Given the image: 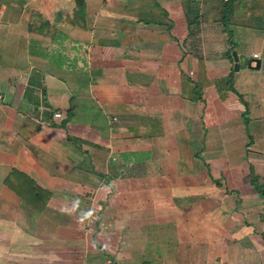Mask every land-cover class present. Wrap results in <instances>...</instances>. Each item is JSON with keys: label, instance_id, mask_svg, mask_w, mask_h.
<instances>
[{"label": "crops", "instance_id": "crops-1", "mask_svg": "<svg viewBox=\"0 0 264 264\" xmlns=\"http://www.w3.org/2000/svg\"><path fill=\"white\" fill-rule=\"evenodd\" d=\"M84 7L0 0V264H264V0Z\"/></svg>", "mask_w": 264, "mask_h": 264}, {"label": "trees", "instance_id": "trees-1", "mask_svg": "<svg viewBox=\"0 0 264 264\" xmlns=\"http://www.w3.org/2000/svg\"><path fill=\"white\" fill-rule=\"evenodd\" d=\"M77 6L80 15L84 16L85 14L84 0H77ZM257 189L259 192H261L264 195V186H259Z\"/></svg>", "mask_w": 264, "mask_h": 264}, {"label": "water", "instance_id": "water-1", "mask_svg": "<svg viewBox=\"0 0 264 264\" xmlns=\"http://www.w3.org/2000/svg\"><path fill=\"white\" fill-rule=\"evenodd\" d=\"M233 56L235 59V70L238 71L239 70V60H238L236 53H234ZM259 67H260V62H257L256 69H258Z\"/></svg>", "mask_w": 264, "mask_h": 264}, {"label": "built area", "instance_id": "built-area-1", "mask_svg": "<svg viewBox=\"0 0 264 264\" xmlns=\"http://www.w3.org/2000/svg\"><path fill=\"white\" fill-rule=\"evenodd\" d=\"M254 58H258V55H255ZM55 117L56 118H61L62 114L61 113H57V114H55Z\"/></svg>", "mask_w": 264, "mask_h": 264}]
</instances>
